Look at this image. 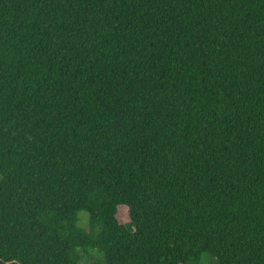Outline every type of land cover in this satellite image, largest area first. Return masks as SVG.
Listing matches in <instances>:
<instances>
[{"label":"trees","instance_id":"trees-1","mask_svg":"<svg viewBox=\"0 0 264 264\" xmlns=\"http://www.w3.org/2000/svg\"><path fill=\"white\" fill-rule=\"evenodd\" d=\"M203 254L264 264V0H0V264Z\"/></svg>","mask_w":264,"mask_h":264},{"label":"rangeland","instance_id":"rangeland-1","mask_svg":"<svg viewBox=\"0 0 264 264\" xmlns=\"http://www.w3.org/2000/svg\"><path fill=\"white\" fill-rule=\"evenodd\" d=\"M80 218H81V224L84 225L86 214L85 213H81L80 214ZM121 218L123 220L127 219V215H126L125 212H121ZM94 258H96L95 254H90L88 256H84L82 261H83V263H87V262H90ZM198 264H215V261H214V259H210L208 254H203L200 257Z\"/></svg>","mask_w":264,"mask_h":264}]
</instances>
